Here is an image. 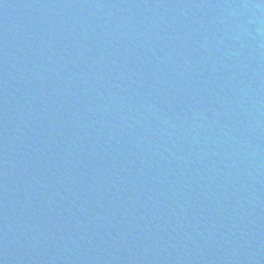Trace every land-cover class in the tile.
Listing matches in <instances>:
<instances>
[{
  "label": "water",
  "instance_id": "95a60500",
  "mask_svg": "<svg viewBox=\"0 0 264 264\" xmlns=\"http://www.w3.org/2000/svg\"><path fill=\"white\" fill-rule=\"evenodd\" d=\"M0 264H264V0H0Z\"/></svg>",
  "mask_w": 264,
  "mask_h": 264
}]
</instances>
